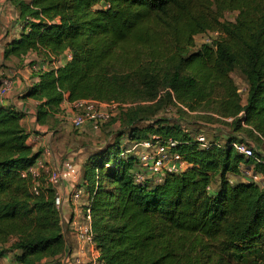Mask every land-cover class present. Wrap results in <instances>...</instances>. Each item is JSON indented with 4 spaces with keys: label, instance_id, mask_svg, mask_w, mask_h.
I'll return each mask as SVG.
<instances>
[{
    "label": "trees",
    "instance_id": "1",
    "mask_svg": "<svg viewBox=\"0 0 264 264\" xmlns=\"http://www.w3.org/2000/svg\"><path fill=\"white\" fill-rule=\"evenodd\" d=\"M12 2L24 24L3 59L34 53L38 62H57L35 71L22 95L37 101V124L56 125L64 101L128 104L109 120L124 129L83 166L100 262L264 264V0ZM230 12L235 18L223 19ZM213 31L219 41L189 53L196 36ZM234 72L246 84L244 100ZM171 106L183 114L203 109L197 116L227 125L229 138L201 147L177 121L157 118ZM23 117L0 104V257L62 264L67 242L55 189L42 177L34 194L22 176L41 154L26 144ZM147 140L175 142L185 168L136 183L137 157L124 152ZM235 141L254 156L238 154ZM243 168L263 184L245 181Z\"/></svg>",
    "mask_w": 264,
    "mask_h": 264
},
{
    "label": "built area",
    "instance_id": "2",
    "mask_svg": "<svg viewBox=\"0 0 264 264\" xmlns=\"http://www.w3.org/2000/svg\"><path fill=\"white\" fill-rule=\"evenodd\" d=\"M24 24V23H23ZM21 23V27L23 26ZM208 38L205 39L206 45H214L220 40L221 33L213 31L206 33ZM202 36H205L203 34ZM69 55H66V59ZM57 62H52L50 65L46 62H38L33 66L35 71H47L51 68H56ZM36 79L34 80V82ZM12 90V81L0 69V99L4 98ZM246 92V88H245ZM128 104H120L115 102H101L93 99H81L69 103V110L71 113V124L74 129L80 130L86 124H89L91 129L98 130L99 126L109 121L116 116L122 109L124 110ZM229 121L230 118H227ZM197 141L201 147H206L209 140L203 134L196 135ZM176 143L168 140L165 143L159 141H141L131 144L125 154H132L137 157L138 169L134 175L136 183L152 182L154 184L161 182L162 177L167 173L177 174L185 168V163L181 160L180 155L173 151ZM232 147L238 153L246 158L254 156L253 149L247 145L246 141H235ZM77 168L70 162L60 163V167L52 170L48 168L44 161L40 158L29 166V168L22 172L23 177H29L32 182V191L38 194L41 186V178L44 177L46 185L56 188L60 186L68 175L75 176ZM242 177L247 182H254L262 185V176L255 173L252 168H243ZM84 198V191L82 186L77 187L72 192L55 193L53 202L54 206L59 210L62 207L63 201L67 200L73 204L77 209L80 208L81 217L71 220L70 230L76 239L83 246V253L88 256L89 264L100 263L99 253L93 239V231L91 225V214L89 209V202L82 203ZM76 260L70 255L62 257V264H75ZM0 264H11L6 255L0 257Z\"/></svg>",
    "mask_w": 264,
    "mask_h": 264
},
{
    "label": "crops",
    "instance_id": "3",
    "mask_svg": "<svg viewBox=\"0 0 264 264\" xmlns=\"http://www.w3.org/2000/svg\"><path fill=\"white\" fill-rule=\"evenodd\" d=\"M24 1L28 2L29 0ZM21 31V20L18 18V13L14 8L12 0H0V69L12 81V90L4 98L0 99V104L4 106H12L16 110H19L23 113L24 117L22 119V124L29 134L26 144L30 146L34 152L41 151L39 158L44 161L48 168H51L52 170L59 168L60 163L63 162H70L77 168V174L75 176L68 175L64 182L55 188V193L63 195V193L72 192L77 187L82 186V190L84 191L85 195L82 203L86 204L89 202V199L87 189L85 188L82 181L85 176V170L83 166L88 157L102 146L96 147L94 149L90 147L92 149L90 151H85L86 148L73 146L72 149L67 150L63 154H60L59 152H56L55 154L54 152V154L51 155L47 143L53 137V133L57 131L59 124L57 123L53 127L37 124L35 118L37 101L31 98L22 97L27 88L30 87L36 79V73L33 69V66L38 63V59L34 53L27 54V56L21 60L3 59L4 46L12 39L18 38L21 34ZM60 110L61 111L57 115V120H66L70 125V128H72L69 103L64 101L60 105ZM87 129H91L89 124H86L82 129L77 130V132L81 133ZM80 213V208L77 209L67 200L63 201L62 207L60 209V215L67 242L64 255H70L72 258H74L76 260L75 264H89V257L82 252L83 246L70 230L69 223L71 220L78 218Z\"/></svg>",
    "mask_w": 264,
    "mask_h": 264
},
{
    "label": "rangeland",
    "instance_id": "4",
    "mask_svg": "<svg viewBox=\"0 0 264 264\" xmlns=\"http://www.w3.org/2000/svg\"><path fill=\"white\" fill-rule=\"evenodd\" d=\"M236 14V12L225 13L223 19L232 21L235 18ZM208 36V34H205V36H196L195 47L189 49V53L196 51L201 44H204L205 39L208 38ZM231 75L237 86L241 99L244 100L246 95V84L244 80L236 72L232 73ZM204 112L205 111L200 108L196 111H188L187 114H183L182 112H179L174 106H171V108H167L166 110L164 108L161 109L157 114V118L167 119L172 123L177 121L183 128H187L189 132H192L195 135L203 134L208 140L216 139L220 141L221 144H223L230 136V130L228 126L224 123H221L220 121L208 122L205 119H201L197 116L199 114H201L202 116ZM58 124L59 126L57 127V131L53 133V137L47 143L51 155L54 154V152L55 154L56 152L63 154L67 150L72 149L73 146L86 148L85 151H90L96 147L103 146L104 144H111L114 141L116 134L124 129L121 126L120 120L103 123L96 131L93 129H87L86 131H83L81 133H78L77 130L73 128V126L72 128H70V125L66 120L58 121ZM144 124L145 123H141L140 125ZM122 144L124 147H127L126 135L122 139ZM83 199L84 198L82 197L81 200ZM78 217H81V213ZM6 257L11 264H17L12 259L10 254H6ZM62 257L60 259L61 261ZM41 264H45V262H42Z\"/></svg>",
    "mask_w": 264,
    "mask_h": 264
}]
</instances>
